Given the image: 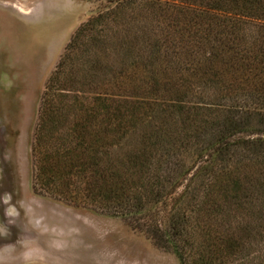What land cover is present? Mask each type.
Returning <instances> with one entry per match:
<instances>
[{
  "label": "rangeland",
  "instance_id": "374dc122",
  "mask_svg": "<svg viewBox=\"0 0 264 264\" xmlns=\"http://www.w3.org/2000/svg\"><path fill=\"white\" fill-rule=\"evenodd\" d=\"M119 1L0 0V264H183L133 228L134 216L127 215L125 207L90 204L77 178L73 181L77 186L70 185L67 191L61 184L66 173L61 163L67 161L63 151L71 145L76 126L86 120L92 127L97 124L93 116L101 100H129L124 130L108 133L116 143L109 148L111 156L125 160L142 152L147 146L142 136L151 131L148 122L159 125L168 113L166 103L178 97L164 92L176 74L156 60V44L166 36L155 21L159 4L153 11L144 10L143 19L130 18L131 12L139 15L138 6L122 16L110 15L115 23L108 20L105 26L108 17L101 25L92 22ZM143 1L184 5L192 0ZM82 26L88 30L81 33ZM135 34L142 39L138 51L132 52ZM138 54L139 61L134 59ZM202 92L195 98L198 103H232L221 100L216 91ZM170 130L177 135V127ZM190 136L169 155L157 151L150 171L152 175L160 169L157 175L165 176L168 157L179 165L177 170L181 166L175 196H185L171 215L179 208L188 211L197 188L196 181L189 185L201 165V145L195 133ZM158 145L162 146L152 139L148 148ZM219 176L223 178V172L214 181ZM246 222L250 231L257 230L246 264H264L263 222L257 215ZM196 239L198 244L199 235Z\"/></svg>",
  "mask_w": 264,
  "mask_h": 264
},
{
  "label": "trees",
  "instance_id": "16d2710c",
  "mask_svg": "<svg viewBox=\"0 0 264 264\" xmlns=\"http://www.w3.org/2000/svg\"><path fill=\"white\" fill-rule=\"evenodd\" d=\"M154 4L161 7L155 14L157 26L166 31L161 45L156 44V60L176 74V81L164 88V92L178 94L166 103L169 115L159 125L148 122L151 131L142 136L147 146L141 153L115 159L109 148L116 143L108 133L124 130L129 100H101L94 110L97 124L92 127L91 120H86L76 126L71 145L63 151L67 161L61 163L66 172L61 184L67 191L77 178L90 204L125 207L126 214L134 216L133 228L144 231L183 264H246L257 234L246 220L257 215L264 232V0H192L184 5L122 0L92 22L101 25L108 17L105 26L108 20L115 23L113 17L138 6L139 15L131 12L130 18L143 19V11H153ZM87 27L82 26L81 33ZM140 36L135 34L129 47L132 52L138 51ZM137 58L141 60L142 55ZM203 90L207 94L216 91L221 100L232 103H198L195 98ZM174 126L177 135L170 133ZM193 133L202 157L189 187L196 181L197 188L188 211L179 208L171 215L185 196H175L181 166L177 170L179 165L168 157L165 176L157 175V167L152 175L150 171L157 151L169 155L179 141L192 139ZM152 139L162 146L149 149ZM218 172H223V178L214 181ZM54 180L48 182L55 185Z\"/></svg>",
  "mask_w": 264,
  "mask_h": 264
},
{
  "label": "bare ground",
  "instance_id": "6f19581e",
  "mask_svg": "<svg viewBox=\"0 0 264 264\" xmlns=\"http://www.w3.org/2000/svg\"><path fill=\"white\" fill-rule=\"evenodd\" d=\"M4 35V34H3ZM5 36V35H4ZM2 37V36H1ZM8 37V36H7ZM9 39V38H8ZM15 50V49H14ZM16 51V50H15ZM15 53V52H14ZM21 60V59H20ZM18 259V258H17ZM25 259V258H24Z\"/></svg>",
  "mask_w": 264,
  "mask_h": 264
}]
</instances>
